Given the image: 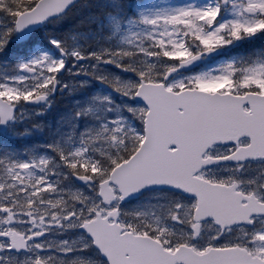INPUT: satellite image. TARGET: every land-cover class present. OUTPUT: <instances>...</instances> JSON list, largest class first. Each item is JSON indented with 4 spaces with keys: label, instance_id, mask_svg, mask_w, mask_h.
I'll return each mask as SVG.
<instances>
[{
    "label": "snow or ice",
    "instance_id": "1",
    "mask_svg": "<svg viewBox=\"0 0 264 264\" xmlns=\"http://www.w3.org/2000/svg\"><path fill=\"white\" fill-rule=\"evenodd\" d=\"M0 264H264V0H0Z\"/></svg>",
    "mask_w": 264,
    "mask_h": 264
}]
</instances>
